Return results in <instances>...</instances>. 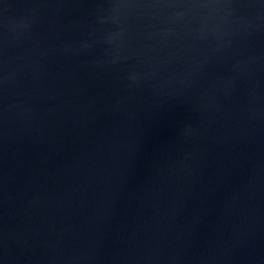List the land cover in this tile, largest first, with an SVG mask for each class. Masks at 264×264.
<instances>
[{"label": "water", "instance_id": "95a60500", "mask_svg": "<svg viewBox=\"0 0 264 264\" xmlns=\"http://www.w3.org/2000/svg\"><path fill=\"white\" fill-rule=\"evenodd\" d=\"M0 264H264V0H0Z\"/></svg>", "mask_w": 264, "mask_h": 264}]
</instances>
